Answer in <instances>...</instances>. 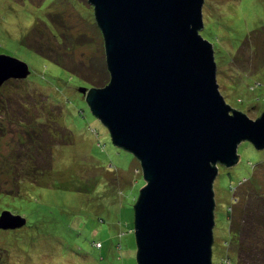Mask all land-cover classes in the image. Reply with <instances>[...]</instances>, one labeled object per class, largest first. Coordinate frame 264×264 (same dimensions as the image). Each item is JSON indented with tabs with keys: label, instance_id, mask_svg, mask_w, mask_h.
<instances>
[{
	"label": "rangeland",
	"instance_id": "rangeland-1",
	"mask_svg": "<svg viewBox=\"0 0 264 264\" xmlns=\"http://www.w3.org/2000/svg\"><path fill=\"white\" fill-rule=\"evenodd\" d=\"M203 16L201 35L214 45L221 94L233 109L257 120L264 112V0H205ZM0 33V41L7 39L2 48L24 39L51 59L19 46L23 54L17 58L28 63L31 75L0 87V115H10L26 98L29 108L17 113L26 115L29 125L41 117L34 125L40 131H56L48 137L47 160L40 159L51 168L37 175V192L30 190L36 205L28 197L0 195V207L27 219L22 228L0 232V264H138L135 204L145 184L141 162L113 143L80 92L103 88L111 79L95 7L89 0H0ZM11 87H21L22 95L7 103ZM0 119V193H13L15 171L5 165L13 164L12 146L23 132L11 118ZM238 154L235 166L220 165L214 183L213 264L230 252L225 241L235 196H246L242 207L253 192L264 195V150L243 141ZM54 181L61 184L55 188ZM98 241L102 249L93 246Z\"/></svg>",
	"mask_w": 264,
	"mask_h": 264
},
{
	"label": "water",
	"instance_id": "water-1",
	"mask_svg": "<svg viewBox=\"0 0 264 264\" xmlns=\"http://www.w3.org/2000/svg\"><path fill=\"white\" fill-rule=\"evenodd\" d=\"M89 2L111 79L80 92L113 143L141 162L138 264H213L219 166L239 163L243 141L264 149V112L251 120L221 94L214 45L201 35L205 0ZM30 75L28 63L0 54V87ZM26 224L0 215V232Z\"/></svg>",
	"mask_w": 264,
	"mask_h": 264
},
{
	"label": "trees",
	"instance_id": "trees-1",
	"mask_svg": "<svg viewBox=\"0 0 264 264\" xmlns=\"http://www.w3.org/2000/svg\"><path fill=\"white\" fill-rule=\"evenodd\" d=\"M1 34L2 33H0V35ZM5 40L7 39H1L0 41L1 45L2 43L5 42ZM16 42L14 44L11 43L13 46H11L10 48H2L0 45V54H5V55H9V56L16 57V58L17 57L21 58L23 53L21 52V49L19 48V46L23 48V50L24 48L29 47V50H32L33 52L37 53L43 59L51 60L48 56L43 54V52L41 53L38 51L42 49L39 45H38L39 47L37 48V50H34L32 48V46L34 45L31 46L29 43L27 44L24 41V39L20 40V43H18V46L15 45L17 44ZM11 82L13 81H10L7 83H11ZM40 85H42V83ZM258 86L262 87V84H259ZM11 89H12V95L10 97L7 96L8 97L7 103L13 102L12 100H10L12 96L22 95L20 91H17V90H21L22 92L21 87H19L18 89H14L13 87H11ZM2 95L4 94L2 93ZM0 97H1V94H0ZM13 99L15 100L14 97ZM19 103H20V106H18L17 109L10 111L8 113L10 115H5L6 117L11 118L13 123L18 122L21 125L22 132H23L22 140H18L19 142L16 143L15 146L14 145L12 146L14 149L13 155L11 157L13 164L5 165V166H9L8 167L9 169L11 168V166H13V171H15L14 172L15 173V178H14L15 188L13 190L15 193L6 192V193H0V195L1 196H11V198H20V199L25 200L24 197L31 198L30 195H33L32 192H30V190L32 189L36 190L33 186L38 187L40 185V184L38 185L39 177L37 175L39 174L43 175L45 172H47L48 169L51 168L50 167L51 164H46L42 162L41 158H43V160L44 159L47 160L48 157H46L47 153H45V151L49 152L51 148V146H48L49 144L48 137H51V138L54 137L55 135L54 133L56 131L52 129L40 131V126L35 127L34 125H39L41 123L40 121L42 118L41 117L39 118V116L34 122L31 121L33 124L30 123L31 125H29L25 120L27 119V117L25 118L26 115L17 113V111H21L25 108H29L30 103L28 102L26 98H23V100H19ZM0 117L6 118L4 117V115H0ZM29 118L33 119V116L31 117L29 115ZM0 123H2L1 119H0ZM1 133L4 134V129L0 125V137H1ZM16 146L18 147V149H16ZM119 149H122V148H119ZM30 156L33 157V160L30 159ZM219 167L221 168V166ZM251 177L252 175L247 179H250ZM85 183H81L82 184L81 188H84L85 191H88V188ZM60 184L61 183H59L58 181H54L55 188L58 187ZM232 189H233V186H232ZM253 193L254 194L252 196L248 197V199L242 203V207H240L241 199L243 200V198H246V196H244L243 194L241 196L239 194L236 195L234 198L236 200V202L234 203L235 205L232 208L229 207L228 209L230 237H229V240L225 241V243H226L227 248L230 250V252L229 253L226 252V254H224L221 257L220 264H264V237H263L264 236V231H263L264 195L257 193V192H253ZM29 201L35 203L32 198L29 199ZM8 206H11V205L8 204ZM5 209H9V208L5 206L0 207L1 211ZM35 222L36 221H34L33 219V221L30 223H35ZM130 232H132V229H130ZM120 236H123V234ZM94 243L95 242H93V246L96 249L103 248L102 242L98 241L95 244Z\"/></svg>",
	"mask_w": 264,
	"mask_h": 264
}]
</instances>
